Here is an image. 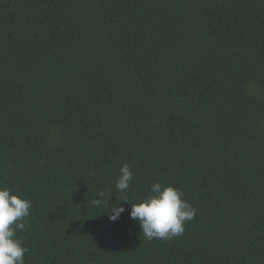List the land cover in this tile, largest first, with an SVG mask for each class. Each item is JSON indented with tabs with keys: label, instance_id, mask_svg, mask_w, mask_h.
Listing matches in <instances>:
<instances>
[{
	"label": "trees",
	"instance_id": "obj_1",
	"mask_svg": "<svg viewBox=\"0 0 264 264\" xmlns=\"http://www.w3.org/2000/svg\"><path fill=\"white\" fill-rule=\"evenodd\" d=\"M155 182L196 210L171 240L91 204ZM0 187L24 264H264V0H0Z\"/></svg>",
	"mask_w": 264,
	"mask_h": 264
},
{
	"label": "clouds",
	"instance_id": "obj_2",
	"mask_svg": "<svg viewBox=\"0 0 264 264\" xmlns=\"http://www.w3.org/2000/svg\"><path fill=\"white\" fill-rule=\"evenodd\" d=\"M132 179L130 166L123 164L115 182L116 189L127 192ZM149 191L150 195L137 202H130L125 196L113 205H109V199L113 196L111 192L100 191L99 198L92 200L91 204L95 207L107 206L109 220L116 221L125 211L120 201L129 202L130 218L138 222L142 235L149 241L154 238L171 240L181 236L185 231V221L194 218L195 208L183 199V192L172 185L155 182ZM10 192L9 188L0 187V264H24L28 249L16 232L25 229L32 205L31 201Z\"/></svg>",
	"mask_w": 264,
	"mask_h": 264
}]
</instances>
